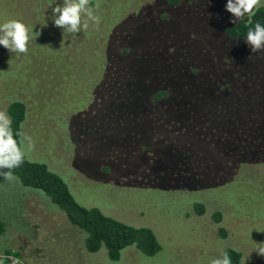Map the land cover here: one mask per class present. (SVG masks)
Masks as SVG:
<instances>
[{"label": "rangeland", "instance_id": "rangeland-1", "mask_svg": "<svg viewBox=\"0 0 264 264\" xmlns=\"http://www.w3.org/2000/svg\"><path fill=\"white\" fill-rule=\"evenodd\" d=\"M95 2L99 26L82 14L88 28L68 33L54 25L53 8L63 0H0V24L19 20L33 37L26 54L10 53L0 45V111L8 115L4 107L9 98L22 100L26 114L21 133L32 141L29 147L22 136L26 158L45 163L59 175L81 206L150 228L161 249L147 256L130 245L117 260L109 257L104 245L90 252L88 234L47 194L20 179L10 182L0 176V218L5 223L0 257L10 249L21 264H211L232 248L241 252L240 264H264L256 252L264 246V162L239 168L223 155L227 145L264 146V109H239L224 99L210 110L191 112L183 109L182 97L170 98L173 93L165 104L179 102L178 107L159 112L137 108V91L151 75H137L144 64L139 62L137 74L124 76L131 68L121 69L108 58L114 31L119 42L127 39L142 47L138 42L145 38L141 39L144 28L135 25V19L158 18L164 8L173 14L171 25L178 24L182 34L191 33L192 43H184L187 53L213 51L215 34L219 29L223 33L221 26L232 19L227 0H179L176 8L165 0ZM231 50L242 51L240 64L255 72L251 64L262 51L253 54L244 46ZM122 84L128 99L124 112L117 102ZM122 128L139 131L140 139L149 141L148 148L135 153L130 146V157L125 144L120 152L111 144ZM145 151H151V157ZM172 161L171 169L180 162L193 167L196 188L187 176L166 169ZM198 199L207 206L201 215L194 210ZM216 211L220 222L214 218Z\"/></svg>", "mask_w": 264, "mask_h": 264}, {"label": "trees", "instance_id": "trees-1", "mask_svg": "<svg viewBox=\"0 0 264 264\" xmlns=\"http://www.w3.org/2000/svg\"><path fill=\"white\" fill-rule=\"evenodd\" d=\"M165 1L173 8L179 4V0ZM199 1L202 0H188L190 3ZM88 7L97 8L95 0H90ZM161 10L163 12H161L160 18H147L141 22L135 19V25L139 24L144 28L141 39L145 38L138 42L142 44V47L132 46L128 41L126 42L127 39L119 42L115 31L111 34L108 42V58L119 63L121 69L124 67L131 68L122 73L124 76L131 77L137 74L139 69L136 70L135 66L139 67L141 63L144 64L137 75H151V78L147 79L145 87L137 91L135 97L137 108L159 112L166 108L178 107L179 102L170 105L165 104L173 93L175 95L170 98L179 101V97H182L183 109L191 112L210 110L219 106L224 99L239 109H264V51L260 56L253 59L254 64H251V67L253 66L255 72H249L245 65L240 64L243 59L242 51L232 52L231 50V48L235 50L241 46L250 47L246 41L240 43L239 40L246 38L247 32L249 29L254 30L256 23L264 26V4H260L250 18L245 17L235 24L230 22L232 19L225 24L223 23L221 26L223 33L219 29V33L215 34V40L212 43L215 45L213 51L204 48L199 49L205 51L204 55L199 52L195 55L192 50L188 53L185 51L184 43L191 44L193 41L190 36L191 33H180V29L177 30L178 24H170L173 15L171 10L169 13L165 8ZM129 16L135 17L131 13ZM159 19L162 20V22L160 21L161 27L156 26ZM164 36H166L165 39ZM204 39L205 37L200 41L202 45L207 44ZM114 43H119V45H112ZM250 60L252 61L251 58ZM139 62L140 64H138ZM119 87L117 102L121 104L124 112L128 103L127 89L124 84ZM207 90L210 92L205 94L204 92ZM8 100L4 108H7L8 116L11 117L14 138L19 141L22 140V136H16V133H21L26 105L19 99L9 98ZM118 109L116 108L117 111ZM125 116L124 114L121 117L124 118ZM260 130L261 127L257 131ZM117 137L118 139L116 138V141L114 140L111 145L122 152L124 145L128 144L127 156H130V146L135 153H138L143 148L146 150L149 145L147 139L145 141L140 139L143 135L136 130L122 128ZM226 148L227 152H224L223 155L228 160L234 161L239 168L241 164L264 162L263 145L249 147L227 145ZM149 152L145 151L144 154L151 157L152 153ZM130 157H134V155ZM173 163L174 161L166 163L169 168L164 166L160 168L159 172L166 168L171 173L179 174V177L187 176L196 188L198 185L193 167L180 162L179 167L171 169ZM181 165L184 168H180ZM3 170L8 171V169ZM12 171L23 185L39 189L47 194L50 200L65 212L73 225L78 226L88 234L86 243L90 252H96L104 245L108 249L109 257L117 260L121 250L130 245H134L147 256H153L160 251L161 246L150 228L134 227L105 215L98 208L81 206L72 196L66 182L51 171L45 163L30 161L24 155L22 165ZM103 171L106 172L104 169ZM187 187L189 186L187 185ZM181 190H183L182 187ZM206 209V204L200 199L194 203V210L197 215L203 214ZM214 218L217 222L221 221L219 211L215 212ZM4 227L5 223L0 218V234L4 231ZM221 230L222 235H224L222 227ZM225 253L231 257L232 264H240L242 257L240 251L229 248L226 249ZM4 254L5 257L11 254L17 256V253L10 251V249H5ZM6 263L7 259L4 260V264Z\"/></svg>", "mask_w": 264, "mask_h": 264}, {"label": "clouds", "instance_id": "clouds-1", "mask_svg": "<svg viewBox=\"0 0 264 264\" xmlns=\"http://www.w3.org/2000/svg\"><path fill=\"white\" fill-rule=\"evenodd\" d=\"M260 3L261 0H227L226 10L232 14L230 22L235 24L245 17L250 18ZM89 4L90 0H63L62 6L57 5L53 8L54 25L68 33H78L82 27L88 28L86 22L82 23V14H86L88 19L94 22V26H99L101 18L94 14L92 7H87ZM38 35L39 33L36 37ZM32 38L29 28L19 20L13 19L0 24V45L10 53L26 54ZM246 43L250 46L253 54L264 51V26L256 23L254 30L249 29ZM11 124V117L5 111H0V169H8L6 172L0 171V176L6 181L19 182V178L13 174L12 170L20 167L24 162L25 152L21 147L24 140L18 141L14 138ZM16 136H23L28 141L29 147H32L31 137L24 133H16ZM256 252L259 256L264 257V246L259 247ZM5 259L7 257H0V264H4ZM14 264H21V262L15 260ZM211 264H232V260L227 253H224L222 258L213 259Z\"/></svg>", "mask_w": 264, "mask_h": 264}, {"label": "built area", "instance_id": "built-area-1", "mask_svg": "<svg viewBox=\"0 0 264 264\" xmlns=\"http://www.w3.org/2000/svg\"><path fill=\"white\" fill-rule=\"evenodd\" d=\"M15 260H19L21 262V260L18 259L17 256H15V255H9V256H7V263L6 264H14V261Z\"/></svg>", "mask_w": 264, "mask_h": 264}]
</instances>
